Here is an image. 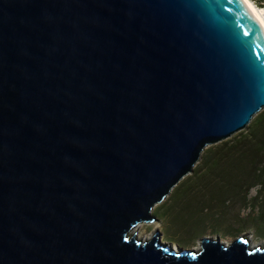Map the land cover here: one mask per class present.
<instances>
[{
    "label": "water",
    "instance_id": "95a60500",
    "mask_svg": "<svg viewBox=\"0 0 264 264\" xmlns=\"http://www.w3.org/2000/svg\"><path fill=\"white\" fill-rule=\"evenodd\" d=\"M263 110L243 0H0V264H264L131 235Z\"/></svg>",
    "mask_w": 264,
    "mask_h": 264
},
{
    "label": "rangeland",
    "instance_id": "374dc122",
    "mask_svg": "<svg viewBox=\"0 0 264 264\" xmlns=\"http://www.w3.org/2000/svg\"><path fill=\"white\" fill-rule=\"evenodd\" d=\"M250 1L257 8L264 9V0ZM263 118L264 110L246 130L227 140L231 143L229 146L234 145V141L249 137L254 130V124ZM221 146L219 144L205 151L194 172L181 181L163 204L154 209L152 216L157 222L142 225L139 231L142 235L153 236L159 231L164 243L190 251L200 250L201 240L204 238L220 240L230 245L239 237H245L264 248V237L260 236L255 222L258 213L256 199L260 186L253 185L255 184L253 181L246 179L247 186L253 185L249 191L245 188L238 193L227 192L221 196L216 185L221 180H228L232 187L237 181V171L219 169L229 174L225 178L203 175L206 170L203 166L206 159ZM262 167L264 169V165Z\"/></svg>",
    "mask_w": 264,
    "mask_h": 264
},
{
    "label": "trees",
    "instance_id": "16d2710c",
    "mask_svg": "<svg viewBox=\"0 0 264 264\" xmlns=\"http://www.w3.org/2000/svg\"><path fill=\"white\" fill-rule=\"evenodd\" d=\"M230 144L228 141L221 143L222 146L206 159L203 165L206 170L203 175L225 178L229 174L219 169L228 168L232 169L233 172L237 171V181L232 187L228 180H221L216 185L221 196L226 195L227 192L238 193L245 188L250 190L253 185L260 186L259 195L256 199L258 213L255 222L260 236L264 237V169L262 167L264 165V118L254 124V130L249 137L237 142L234 141L232 146H229ZM246 179L255 184L250 187L247 186L248 181Z\"/></svg>",
    "mask_w": 264,
    "mask_h": 264
},
{
    "label": "bare ground",
    "instance_id": "6f19581e",
    "mask_svg": "<svg viewBox=\"0 0 264 264\" xmlns=\"http://www.w3.org/2000/svg\"><path fill=\"white\" fill-rule=\"evenodd\" d=\"M243 2L246 4L247 8L250 10L251 14L253 15V18L256 20V22L258 23V25L261 28V30L264 32V9L257 8L250 0H243ZM156 226H157V224H156ZM140 228H142V225L139 226L138 228L134 229L131 232V235H136L138 238L143 239L145 241L150 240L152 235H142L139 232ZM157 229H158V227H157ZM223 244L229 246L226 243H223ZM249 244H250V247H252V248L262 247V246H259L256 243H253V242H250V241H249ZM198 251H199V249H198Z\"/></svg>",
    "mask_w": 264,
    "mask_h": 264
}]
</instances>
